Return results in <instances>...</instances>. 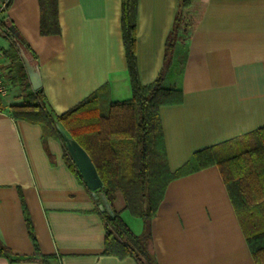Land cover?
<instances>
[{
    "label": "crops",
    "instance_id": "crops-1",
    "mask_svg": "<svg viewBox=\"0 0 264 264\" xmlns=\"http://www.w3.org/2000/svg\"><path fill=\"white\" fill-rule=\"evenodd\" d=\"M200 1L204 11L192 38L176 45L164 75L163 88L180 91L181 103L158 110L171 173L196 152L264 128V0ZM4 2L0 26L9 27L34 60L54 114L103 86L111 102L131 98L121 0H56L58 35L41 33L39 0H0V8ZM178 5L179 0H137L135 56L143 86L164 68ZM11 42L0 33L8 84L0 99V245L7 252L0 264H43L41 257L51 258L48 264H137L102 254L105 228L96 198L65 164L60 143L43 140L41 127L10 116V108L21 103L4 56ZM116 199L113 209L142 236V221L123 211L124 203L115 208ZM232 208L217 167L171 181L150 225L157 264H254Z\"/></svg>",
    "mask_w": 264,
    "mask_h": 264
},
{
    "label": "trees",
    "instance_id": "trees-1",
    "mask_svg": "<svg viewBox=\"0 0 264 264\" xmlns=\"http://www.w3.org/2000/svg\"><path fill=\"white\" fill-rule=\"evenodd\" d=\"M41 33L58 35L56 0H39ZM137 0H121V33L132 96L127 101L111 102L103 86L61 115L50 109L42 88L33 91L14 38L4 56L9 62V79L21 90V103L10 108V116L41 127L42 138H51L63 148V160L84 185L70 158L59 129L74 140L89 156L102 187L95 192L97 214L105 235L103 255L119 259L133 258L137 264H157L152 247L150 225L167 184L196 171L217 167L237 216L254 264H264V128L243 138L196 152L179 170L168 169L158 110L181 103V92L163 88L168 62L176 45H187L198 25L204 3L179 0L178 12L165 41L164 68L156 80L141 85L135 56ZM22 45V44H21ZM28 58L27 50L24 49ZM34 61V60H33ZM117 194L123 199V211L142 221L145 233L136 236L113 209ZM102 196L109 211H101ZM28 236L38 249L31 224L26 218ZM0 245V257H6ZM51 258L41 257L43 264Z\"/></svg>",
    "mask_w": 264,
    "mask_h": 264
},
{
    "label": "water",
    "instance_id": "water-1",
    "mask_svg": "<svg viewBox=\"0 0 264 264\" xmlns=\"http://www.w3.org/2000/svg\"><path fill=\"white\" fill-rule=\"evenodd\" d=\"M20 45L21 44H16L20 58L24 65L30 86L33 91H36L41 88V80L38 67L30 58H28L26 52ZM59 131L61 132V135L65 142L66 150L86 186L85 188H87L95 196V192L101 189L102 182L98 177L92 161L90 160L86 152L74 140L69 139L68 136H66L60 129ZM99 209L101 211L106 210L110 212V208L104 201H102V203L99 205Z\"/></svg>",
    "mask_w": 264,
    "mask_h": 264
},
{
    "label": "built area",
    "instance_id": "built-area-1",
    "mask_svg": "<svg viewBox=\"0 0 264 264\" xmlns=\"http://www.w3.org/2000/svg\"><path fill=\"white\" fill-rule=\"evenodd\" d=\"M7 6V2H4L2 5H1V8H0V11L1 10H4L5 7ZM4 33L5 32L2 30L1 26H0V33ZM3 57V53L2 51L0 50V99L2 97H4L6 94H7V91H8V84L4 78V72L3 71V68H2V65H1V58Z\"/></svg>",
    "mask_w": 264,
    "mask_h": 264
},
{
    "label": "rangeland",
    "instance_id": "rangeland-1",
    "mask_svg": "<svg viewBox=\"0 0 264 264\" xmlns=\"http://www.w3.org/2000/svg\"><path fill=\"white\" fill-rule=\"evenodd\" d=\"M122 203H123L122 196L120 194H117V199H116V202H115V208L118 207ZM125 221H127V219Z\"/></svg>",
    "mask_w": 264,
    "mask_h": 264
}]
</instances>
